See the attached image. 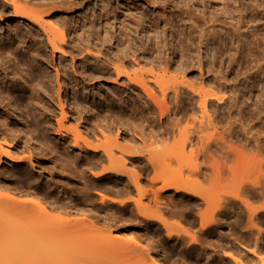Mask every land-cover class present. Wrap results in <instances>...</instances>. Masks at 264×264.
Instances as JSON below:
<instances>
[{
    "label": "rangeland",
    "instance_id": "obj_1",
    "mask_svg": "<svg viewBox=\"0 0 264 264\" xmlns=\"http://www.w3.org/2000/svg\"><path fill=\"white\" fill-rule=\"evenodd\" d=\"M223 1H227L225 6ZM51 12L65 21L70 42L65 47L67 51L62 55L63 58L58 56L55 59L59 67L68 66L71 73L67 76L73 77L80 90L86 83L94 82L87 87V98L93 100L100 111L106 110L108 104L117 108L124 106L121 119H127L134 128H143L146 133L150 125L146 126L143 118L159 117L157 106L152 111L147 108L142 89L123 85L126 78L116 81L114 77L87 76L90 67L87 70L84 67L93 62L94 58L87 56L81 62V54L72 58L69 51L71 45H81L87 36L92 43L100 45L109 57H112L109 52H120L133 75L147 76L151 72L155 73L166 87V101L171 117L176 111V104H182L174 100L173 90L176 85L180 86L181 92L186 90L197 98L191 103L194 108L184 113L175 135L155 141H139L136 147L157 149L168 154L165 160L145 175L144 188L150 186L149 180L152 177H155V190L172 179L178 184L192 185L209 199L200 200L196 195L174 188L164 191L166 209L170 212L168 221L173 229V235L168 237L161 222L141 224L145 222V219L140 221L142 216L133 219L129 214L141 194L130 177L124 175L127 185H114L120 188V193L114 194L112 189L104 187L105 176L97 178L87 169L83 179H79L77 166L72 163L63 164L65 160H55V152H50L46 146L34 147V164L16 165L6 159L0 162V183L19 186L27 192L30 190L28 194L41 195L49 202L56 195H59V202L74 198L78 207L82 208L80 213L73 209L70 213L54 212L55 220L81 219L83 216L87 221L88 210H81L85 206L87 208L88 204L87 200H83L85 196L82 198L80 189L82 180H86L89 185L93 181L90 191L95 198L94 203L104 208L103 212L111 205L116 206L117 212L122 209L125 211L122 219L111 222V228L105 230L106 234L118 233L122 237L136 234V238L142 240L150 251L159 249L160 256H166L169 264H264V209H258L254 218L260 228L250 226L248 206L235 197L240 192L254 206L264 204L260 185H255L257 179L263 182L261 169L264 166L260 168L259 160L264 157V153L257 154L254 148L255 137L264 139V0H76L72 8L48 11L43 15L47 18ZM188 14L193 16L194 21L186 18ZM72 23H75L73 28L77 33L70 34ZM12 25L11 22L4 23L6 27ZM193 25L197 26V30H192ZM17 52L23 53L21 48ZM100 57L103 60L104 56ZM134 58H137L138 63L133 61ZM27 76L17 74V81L24 84ZM145 78L160 94L156 85L150 82L151 75ZM187 84L191 87H187ZM211 88L220 90L226 99L222 104L215 102L204 113L198 106L200 95L196 91ZM71 91L69 87L68 92ZM117 96H120L123 104L115 101ZM258 99L261 104L255 107L254 102ZM178 115L181 116L182 112ZM208 117L214 119V126L206 127L205 124L202 133L222 136L225 143L218 147L212 145L211 154L196 157L192 150L199 147V144H190L184 139L191 134L193 127L201 121L205 123ZM20 118L13 116V123L21 122ZM115 137L116 129L113 127L107 137H100L98 141L112 142ZM22 139H25L24 136ZM246 139L250 140L249 144ZM119 142L123 143L124 140L120 138ZM30 143L34 145L33 141ZM18 147L26 146L22 141ZM116 152L117 160L114 164L121 166L118 158L120 154ZM79 155L81 159L84 158V154ZM103 164L109 166V160L105 159ZM18 169L22 177L16 172ZM49 171L52 174H48ZM97 191L119 196L125 201L119 203L107 199L104 202ZM169 197L178 204L174 205ZM182 199L183 213L179 210ZM151 205V209H156V205ZM201 215L204 220L214 215L215 222L201 227ZM119 226L123 228L119 229ZM44 248L57 249L53 245ZM252 249L257 254L251 252ZM62 252L59 250L57 254Z\"/></svg>",
    "mask_w": 264,
    "mask_h": 264
},
{
    "label": "bare ground",
    "instance_id": "obj_2",
    "mask_svg": "<svg viewBox=\"0 0 264 264\" xmlns=\"http://www.w3.org/2000/svg\"><path fill=\"white\" fill-rule=\"evenodd\" d=\"M75 2L76 0H0V162L6 159L16 165L34 164L36 158L34 147L46 146L50 152H55L53 156L55 160H65L63 164L76 165L79 179H83L87 169L97 178L105 176L104 187L112 189L114 194L120 193V188L114 185H127L124 176L126 175L132 179L136 188L141 190L140 198L135 200V208H130L129 214L133 219L142 216L140 221L145 219V222L141 224L149 221L161 222L167 230V236L171 237L173 229L168 221L170 212H167L163 192L174 188L196 195L200 200L209 198L199 193L192 185L178 184L172 179L155 190L153 188L155 177H152L149 180L150 186L144 188L145 175L165 160L168 154L157 149L138 148L136 143L175 135L184 113L187 114L194 108L191 103L197 98L186 90L181 92L180 86L176 85L173 90L174 100L182 104H176V111L171 117L168 113L166 87L155 73L151 72L147 76L136 73L133 75L129 72L120 52H109L112 55L109 57L101 50L100 45L92 43L87 36L81 45L76 47L71 45L69 49L72 58L76 54L82 55L81 62L87 56L94 58L93 62L87 63L84 67L85 70L90 67L87 76L114 77L116 81L122 77L126 78L127 81L123 85L138 86L142 89L147 108L152 111L154 106H157L159 117L143 118V122L146 121L145 125H150L149 132L146 133L143 128H134L127 119H121L125 111L124 106L117 108L108 104L106 110L100 111L95 102L87 98L89 93L87 87L94 82L86 83L80 90L73 77L69 75L68 78L67 74L71 73L68 66L59 67L55 59L58 56L63 58L62 55L67 51L65 47L70 43L65 21L52 12L47 18L43 15L48 11L72 8ZM226 2L223 1L224 6ZM5 15L8 17L4 18ZM186 18L193 20V16L189 14ZM7 22L13 25L4 26ZM74 24L69 27L70 34L78 32L73 28ZM192 30H197V26L193 25ZM261 40L262 37L259 38V41ZM19 48L23 51L22 54H18ZM100 56H104L103 60ZM133 61L138 63L137 58ZM72 68L75 70L73 65ZM17 74L21 76L27 74L26 83H19ZM150 75L152 77L150 82L156 85L160 94H157L155 87L145 78H150ZM69 87L72 88L71 93L68 92ZM187 87L191 85L187 84ZM13 92L17 94H12ZM196 92L200 95L198 106L204 113H207L208 107L215 105V102L222 104L226 99L225 94L216 88ZM186 100L192 102L186 103ZM115 101L123 104L120 96H117ZM260 104L259 99L254 102L255 107ZM179 112H182L181 116L178 115ZM13 116L21 117V122L13 123ZM72 121L75 122L74 125L71 124ZM213 123L214 119L208 117L205 123L199 122L193 127L191 134L185 136V142L199 144V147L192 150L194 156L211 154L212 145L218 147L225 143L222 136L202 133L205 124L209 127L214 126ZM113 127L116 129V137L112 142L98 141L100 137H107ZM120 138L124 140L123 143L119 142ZM22 141L26 146L24 148L18 147ZM31 141L34 142L33 146ZM254 141L257 154H263L264 139L257 136ZM246 142L249 144L250 140L246 139ZM116 151L120 154L118 158L121 160V166L114 164L117 160ZM78 153L84 154V158L81 159ZM105 159L109 160V166H104ZM259 164L260 168H263L264 157H261ZM98 168V171L95 170ZM261 171L263 182L257 179L255 185H260L259 191L264 196V169ZM16 172L22 177L19 169ZM48 174H52V171ZM31 182L28 183L29 186ZM86 182L82 180L80 192L88 204L87 208L85 206L86 210L85 208L81 210L83 212L88 210L87 221L83 216L81 219L76 217L55 220L54 212L70 213L71 209L75 212L82 209L70 195L66 202H59V195L53 196L49 202L41 195L28 194L30 190L27 192L21 190L19 186L0 183V264H169L166 256H160L159 249L150 251L142 240L136 238V234L132 233L129 237H122L118 233L106 234L105 230L111 228V222L122 219L125 211L122 209L117 212L116 206L111 205L103 212L104 208L94 203L95 198L90 191L94 182L92 181L90 185ZM98 193L104 202L107 199L119 203L125 201L119 196L109 195L110 193L108 195ZM235 197L248 206L250 226L260 228L254 218L258 209H264V204L254 206L240 192H237ZM169 198L174 205L178 204L172 197ZM180 203L179 210L183 213V199ZM151 204L156 205V209H151ZM195 204L198 205V202ZM210 222H215L214 215L207 220L202 217L201 227ZM121 228L123 227L119 226V229ZM193 240L196 241V238L193 237ZM48 245L56 246L57 249L44 248ZM59 250L63 252L58 255ZM251 252L257 254L255 249Z\"/></svg>",
    "mask_w": 264,
    "mask_h": 264
}]
</instances>
